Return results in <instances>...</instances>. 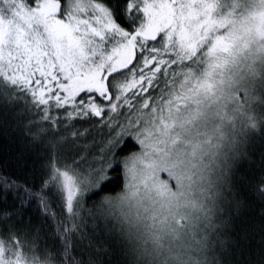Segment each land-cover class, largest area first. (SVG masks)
<instances>
[{
	"label": "snow or ice",
	"instance_id": "snow-or-ice-1",
	"mask_svg": "<svg viewBox=\"0 0 264 264\" xmlns=\"http://www.w3.org/2000/svg\"><path fill=\"white\" fill-rule=\"evenodd\" d=\"M0 128V264H264V0H0Z\"/></svg>",
	"mask_w": 264,
	"mask_h": 264
},
{
	"label": "trees",
	"instance_id": "trees-1",
	"mask_svg": "<svg viewBox=\"0 0 264 264\" xmlns=\"http://www.w3.org/2000/svg\"><path fill=\"white\" fill-rule=\"evenodd\" d=\"M257 111H259L258 106ZM15 151L16 144L14 140L11 137H6L3 129L0 128V174L13 175L14 170L12 168L5 170L3 164L5 160L15 154ZM237 168V174L242 180V183L239 185L240 199H242L246 205L243 211L249 219L253 220L258 225L260 217L264 215V198L260 196L258 190L261 186V181L264 180V160L261 159L259 136L254 140H249L237 162ZM16 175H19V173L13 175V178H16ZM23 178V176H20L21 180H23ZM120 190L121 189H116V191ZM88 207H91V204H89ZM254 235L256 236V242L259 243V232L257 231Z\"/></svg>",
	"mask_w": 264,
	"mask_h": 264
},
{
	"label": "rangeland",
	"instance_id": "rangeland-1",
	"mask_svg": "<svg viewBox=\"0 0 264 264\" xmlns=\"http://www.w3.org/2000/svg\"><path fill=\"white\" fill-rule=\"evenodd\" d=\"M97 139H98V140L100 139L99 135H97Z\"/></svg>",
	"mask_w": 264,
	"mask_h": 264
}]
</instances>
